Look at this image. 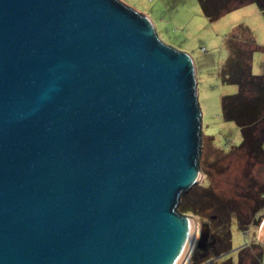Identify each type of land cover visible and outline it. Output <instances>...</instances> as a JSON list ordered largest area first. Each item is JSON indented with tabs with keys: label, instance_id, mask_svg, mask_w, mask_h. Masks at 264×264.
Masks as SVG:
<instances>
[{
	"label": "water",
	"instance_id": "1",
	"mask_svg": "<svg viewBox=\"0 0 264 264\" xmlns=\"http://www.w3.org/2000/svg\"><path fill=\"white\" fill-rule=\"evenodd\" d=\"M202 134L194 59L146 13L0 0V264H182Z\"/></svg>",
	"mask_w": 264,
	"mask_h": 264
},
{
	"label": "rangeland",
	"instance_id": "2",
	"mask_svg": "<svg viewBox=\"0 0 264 264\" xmlns=\"http://www.w3.org/2000/svg\"><path fill=\"white\" fill-rule=\"evenodd\" d=\"M122 1L151 18L164 43L179 50L185 49L194 59L203 108V147L200 159L202 177L186 194L189 193L192 199L193 195L201 194V185H207V189H212L221 199L240 202V211H246V218L251 220L248 233L242 231L236 219L232 220L228 227L231 250L213 259V264H238L239 252L242 250L247 256L252 254L257 264H264V246L258 240L260 226L264 222V205L253 214L254 208L261 202L264 204V156L250 157L243 150L234 148L239 145L241 135L234 122L222 119L220 99L222 95L235 93L237 88L235 85L222 83L219 74L228 54L227 36L235 27H246L252 40L257 45L264 46V13L256 3L250 2L209 21L203 15L198 0ZM263 59L261 49L253 52V74H262ZM233 150L235 151L232 152ZM234 215L237 218L238 215ZM210 219L214 224L221 223L220 216L213 210L207 211L203 218H196L194 242L182 264H196L200 252L195 251V245L203 244L211 237L208 232ZM258 220L259 227L254 229ZM191 254L196 255L194 259ZM244 263L249 264L250 259Z\"/></svg>",
	"mask_w": 264,
	"mask_h": 264
},
{
	"label": "trees",
	"instance_id": "3",
	"mask_svg": "<svg viewBox=\"0 0 264 264\" xmlns=\"http://www.w3.org/2000/svg\"><path fill=\"white\" fill-rule=\"evenodd\" d=\"M198 1L203 15L209 21H214L223 13L250 2L256 3L264 13V0ZM227 37L228 55L220 67L219 74L222 83L235 85L237 91L221 96V116L224 121L234 122L239 129L241 141L238 146H234L236 150H243L250 157L264 156V59L262 74L255 75L252 72L253 52L261 49L264 53V46L257 45L246 27L242 26L235 27ZM199 163L201 168V161ZM200 190L201 194L193 195L192 199L189 193H185L177 210L181 214L196 215L200 218L206 216L207 211L213 210L220 216V224H214L211 219L208 223V232H210L211 237L203 244L197 243L195 245V251L200 252L196 264H213V259L223 256L231 250V235L228 227L231 226L232 220L236 219L238 226L247 233L250 231L251 220L246 218L248 216L244 214L246 211H240V202L231 199L225 201L215 195L212 189H207V185L204 184L200 186ZM263 205L261 202L257 208H254L253 214L258 212ZM234 214L238 215L237 218ZM258 227L259 220L255 223L254 229H258ZM198 245L199 247H197ZM242 251L239 252L238 264L247 263V259H250L249 264H257L252 254L247 256ZM195 256L191 254L193 259Z\"/></svg>",
	"mask_w": 264,
	"mask_h": 264
},
{
	"label": "crops",
	"instance_id": "4",
	"mask_svg": "<svg viewBox=\"0 0 264 264\" xmlns=\"http://www.w3.org/2000/svg\"><path fill=\"white\" fill-rule=\"evenodd\" d=\"M183 50H185V49H183ZM190 49H188V51H189ZM186 51V50H185ZM190 52V51H189ZM228 55V54H227ZM262 72H263V69H262ZM256 73V72H255ZM259 75H261V74H259ZM202 147H203V145H202Z\"/></svg>",
	"mask_w": 264,
	"mask_h": 264
}]
</instances>
